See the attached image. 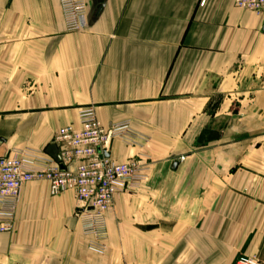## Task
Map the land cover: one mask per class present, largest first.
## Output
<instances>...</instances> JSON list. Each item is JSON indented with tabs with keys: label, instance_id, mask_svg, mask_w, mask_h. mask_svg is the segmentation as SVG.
<instances>
[{
	"label": "crops",
	"instance_id": "obj_1",
	"mask_svg": "<svg viewBox=\"0 0 264 264\" xmlns=\"http://www.w3.org/2000/svg\"><path fill=\"white\" fill-rule=\"evenodd\" d=\"M0 0V154L57 158L92 108L130 134L107 156L146 181L114 197L106 250L90 249L72 192L22 186L0 264H264V15L232 0ZM182 158V160H179Z\"/></svg>",
	"mask_w": 264,
	"mask_h": 264
},
{
	"label": "built area",
	"instance_id": "obj_2",
	"mask_svg": "<svg viewBox=\"0 0 264 264\" xmlns=\"http://www.w3.org/2000/svg\"><path fill=\"white\" fill-rule=\"evenodd\" d=\"M236 8L264 15V0H232ZM67 32L86 26L85 0H59ZM264 35V30L262 31ZM78 129L66 127L55 134L57 158L34 150L0 154V233L13 230L16 205L23 185L44 180L52 197L72 192L77 204L75 216L89 247L97 253L106 250V215L114 197L138 188L146 181L145 165L138 159L118 163L107 156L112 140L130 134L128 122L104 128L92 108L78 114ZM182 160V158H180ZM234 264H258L251 256L240 255Z\"/></svg>",
	"mask_w": 264,
	"mask_h": 264
},
{
	"label": "rangeland",
	"instance_id": "obj_3",
	"mask_svg": "<svg viewBox=\"0 0 264 264\" xmlns=\"http://www.w3.org/2000/svg\"><path fill=\"white\" fill-rule=\"evenodd\" d=\"M232 2H233V1H232ZM240 10H242V9H240ZM179 160H180V159H179ZM36 181H44V180H35V182H36ZM130 192H131V191H130ZM112 207H113V206H112ZM74 215H75V213H74ZM75 217H76V216H75ZM245 256H247V255H245ZM238 257H239V256H238ZM238 257H237V258H238ZM237 258H236V260H237ZM236 260H235V261H236ZM234 263H235V262H234Z\"/></svg>",
	"mask_w": 264,
	"mask_h": 264
}]
</instances>
